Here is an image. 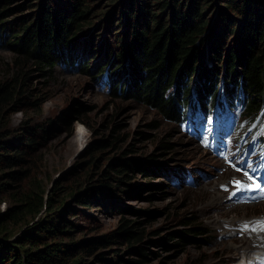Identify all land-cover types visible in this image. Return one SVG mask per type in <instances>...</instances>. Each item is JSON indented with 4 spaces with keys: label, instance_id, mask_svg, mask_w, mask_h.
I'll return each mask as SVG.
<instances>
[{
    "label": "rangeland",
    "instance_id": "obj_1",
    "mask_svg": "<svg viewBox=\"0 0 264 264\" xmlns=\"http://www.w3.org/2000/svg\"><path fill=\"white\" fill-rule=\"evenodd\" d=\"M49 1L13 0L11 5H5V9L23 6L8 16L10 27L16 32L23 17ZM122 3L123 0L88 1L93 11L84 19L87 23L78 37L76 50L84 59L79 67L38 69L13 50L11 36L0 42V87L26 74L30 91V103L23 112H16L12 103L0 108V132L5 142L21 146V139L36 127L39 143L33 150H25L23 163L11 167L0 163V183L7 186L0 194V217L19 208L26 194L43 195L48 207L53 189L59 184L61 191L55 199H65V203L58 213L69 206L65 218L74 225L61 239L78 245L86 242L80 249L92 252L83 256L84 264H134L140 260L143 264H239L238 253L232 247L244 243L240 240L244 234L226 235L224 230L228 228H223V223L264 218V192L238 190L234 182L238 177L251 184L255 180L264 188V152L249 151L257 139L245 147L243 143L251 136L248 126L255 124L264 132V106L253 118L241 106L231 107L227 115L233 120L226 126L217 125L207 115L193 132L187 126L167 123L150 106L126 92L118 93L117 98L110 96L98 74L111 62L103 61L105 48L113 47L112 35L123 31L119 24ZM214 5L212 10L221 3ZM96 55L98 58L93 60ZM206 62L212 69V62ZM85 63H89L86 70ZM110 69L115 71L116 65ZM31 102L35 105L31 106ZM39 128H44L45 133ZM162 143L168 146L163 149ZM16 151L11 149L9 155ZM125 160L144 162L149 169H135L123 178L116 170ZM106 170L112 176L108 188L99 182ZM228 189L235 193L232 204L249 203L253 208L245 212L230 210L223 215L212 203L218 194L226 199ZM87 190L89 198L96 202L91 208L74 199ZM71 192L72 198L68 196ZM49 211L50 208L35 218L10 220L4 225L8 234L2 236L8 235L7 242H14ZM185 219L195 222L185 225ZM124 220L140 224L133 230L144 232L141 243L121 238L118 229ZM195 225L206 234L193 235L192 241L183 243L177 234ZM114 232L120 233L116 242L105 244V238ZM232 237L238 241L232 242ZM139 246L145 249L147 258L133 252Z\"/></svg>",
    "mask_w": 264,
    "mask_h": 264
},
{
    "label": "trees",
    "instance_id": "obj_2",
    "mask_svg": "<svg viewBox=\"0 0 264 264\" xmlns=\"http://www.w3.org/2000/svg\"><path fill=\"white\" fill-rule=\"evenodd\" d=\"M12 1L0 0V42L11 36L13 50L24 55L38 69L43 66L53 69L58 65L79 67L83 63L84 59L79 56L76 47L83 26L87 23L84 19L93 11L89 0L43 2L38 10L21 19L22 25L18 26L16 32L10 27L7 18L23 6L5 9L4 6L11 5ZM123 2L119 20L123 31L112 35L113 47L99 49V52L104 50L103 62L111 61L98 74L110 96L117 98L118 93L123 95L126 92L132 99L150 106L167 123L177 126L187 123L198 114L213 113L216 104L223 108L224 104L233 105L236 101L249 104V117L253 118L257 114L264 103L262 1ZM215 3L221 5L212 10L216 7ZM97 58L98 55L93 60ZM206 60L212 62V69H208ZM113 64L116 65L115 71L110 69ZM88 67L89 63H85L84 69ZM18 76L12 83L0 87V108L12 103L16 112H23L30 103L27 76ZM127 84H130L129 88ZM30 105L35 104L31 102ZM37 131L35 127L33 133L28 132L30 135L21 139V146L5 142L0 132V163L8 167L23 163V157L27 154L25 150H33L39 144ZM40 131L45 133L44 128ZM167 146L161 144L163 149ZM11 149H17L15 155H9ZM118 166L116 173L126 178L128 172L141 167L144 169L146 165L144 162L125 160ZM12 175L9 176L15 178ZM111 179L110 170H106L99 182L108 188ZM176 179H173L174 182ZM6 187V183H0V194L6 191ZM58 191H61L59 184L53 189L48 207L43 195L26 194L19 208L0 217V264H84L83 256L92 252L90 249L86 252L80 249L86 242L78 245L73 241L65 243L61 239L63 234L70 233L74 225L65 218L70 211L69 206L58 213L65 203V199L56 201ZM89 191L74 198L86 208L96 204L89 198ZM68 196L72 198L74 194L71 192ZM48 208V215L35 222L14 242L8 243L9 236H2L8 234L4 225L10 220L35 218ZM183 222L192 225L195 221L185 219ZM138 225L124 220L118 229L121 238L129 243H141L144 232L133 230ZM119 232L106 237L105 244L116 242ZM203 232L202 227L195 225L177 235L183 243H188L193 240L190 237L206 234ZM133 252L147 258L145 249L140 246ZM76 254L79 256L76 257ZM143 263L142 260L134 261V264Z\"/></svg>",
    "mask_w": 264,
    "mask_h": 264
},
{
    "label": "bare ground",
    "instance_id": "obj_3",
    "mask_svg": "<svg viewBox=\"0 0 264 264\" xmlns=\"http://www.w3.org/2000/svg\"><path fill=\"white\" fill-rule=\"evenodd\" d=\"M237 181H239L241 185H251V183H249L248 181L242 182L239 177L236 180H234L235 183ZM211 184H214V182H211ZM222 185H218L219 189H221V187L222 189H224ZM242 189L245 190L246 188H242ZM251 191H254L256 193L260 192V190L258 189L251 190ZM226 193H229L226 199H221L220 195L218 194V197L216 196L215 201L212 203L214 207H216L217 209H221L223 215L228 214L230 210H231V213L238 211V210L245 212L248 208H251V207L253 208V206H251V204L249 203H245L244 205L243 204H239V205L232 204L230 201L233 202V200L235 199L233 197V192L230 193V190L228 189ZM229 206L231 208H229ZM245 220L246 219H243L242 221L231 220L229 222L225 221V223L222 222L223 228L224 227L228 228L227 230H224V233L226 235L228 233L229 234L236 233L235 235H239L241 233L244 234V236H242V239L240 238L241 241L244 240V243L243 242L242 244L239 243V246L237 248L235 246L232 247L235 250V253L236 254L238 253L237 257H239L238 258V260L240 261L239 264H264V218H260L259 220L255 219L256 221L250 220L247 222H245ZM218 221L219 223H221L220 220ZM231 241L235 242V241H238V239L237 237H232Z\"/></svg>",
    "mask_w": 264,
    "mask_h": 264
},
{
    "label": "snow or ice",
    "instance_id": "obj_4",
    "mask_svg": "<svg viewBox=\"0 0 264 264\" xmlns=\"http://www.w3.org/2000/svg\"><path fill=\"white\" fill-rule=\"evenodd\" d=\"M249 179H252V178L249 177ZM236 184H237L238 190L241 188H246L247 190H257L258 189L264 192V188H261V185L259 183H256L255 180L252 181L251 185H241L239 181H237ZM233 195H235V193H233Z\"/></svg>",
    "mask_w": 264,
    "mask_h": 264
}]
</instances>
